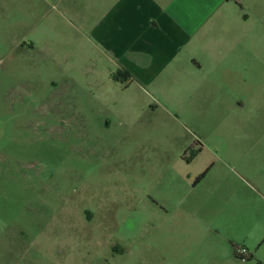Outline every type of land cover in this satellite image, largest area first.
Masks as SVG:
<instances>
[{
	"label": "rangeland",
	"instance_id": "374dc122",
	"mask_svg": "<svg viewBox=\"0 0 264 264\" xmlns=\"http://www.w3.org/2000/svg\"><path fill=\"white\" fill-rule=\"evenodd\" d=\"M176 1L193 41L157 67L123 40L134 0H0V264L264 260L263 203L211 195L237 126L205 72L264 69V0ZM227 203L233 241L197 215Z\"/></svg>",
	"mask_w": 264,
	"mask_h": 264
},
{
	"label": "crops",
	"instance_id": "0c3cea01",
	"mask_svg": "<svg viewBox=\"0 0 264 264\" xmlns=\"http://www.w3.org/2000/svg\"><path fill=\"white\" fill-rule=\"evenodd\" d=\"M180 6L176 0H134L125 3L118 14L119 19L126 23L124 42H145L140 45L142 54L155 60L157 67H163L164 59L175 58L182 46L189 47L193 41L190 31L195 29V25L186 19V15L182 16ZM236 53L238 55L239 50ZM225 62L218 68L215 65V69H205L208 78L206 95L216 103L215 106H220L228 119L235 120L237 143L229 151V158H233L235 164L226 163L227 171L223 172L221 180L215 181L211 195L214 198L220 195L227 202L231 195L235 197L246 193L264 205V69L245 67L241 61L231 65ZM231 176L234 182L240 183L239 188H230ZM201 182L203 178L198 179L196 184ZM209 206H205L208 211L204 209L197 215L209 217L210 213V217L219 221L214 222L216 225L212 227L217 235L235 240L237 234L232 229L239 224V211L232 207V203L216 208ZM261 207L256 213L264 218V206ZM223 219L224 222H231L230 228L219 229L218 224L223 223ZM251 257H254L253 253ZM259 261L258 264H264V260Z\"/></svg>",
	"mask_w": 264,
	"mask_h": 264
},
{
	"label": "built area",
	"instance_id": "2783aa9c",
	"mask_svg": "<svg viewBox=\"0 0 264 264\" xmlns=\"http://www.w3.org/2000/svg\"><path fill=\"white\" fill-rule=\"evenodd\" d=\"M237 255L242 261H248L250 258V252L245 246H241L237 249Z\"/></svg>",
	"mask_w": 264,
	"mask_h": 264
},
{
	"label": "trees",
	"instance_id": "16d2710c",
	"mask_svg": "<svg viewBox=\"0 0 264 264\" xmlns=\"http://www.w3.org/2000/svg\"><path fill=\"white\" fill-rule=\"evenodd\" d=\"M205 175V174H204ZM204 175H202L199 179H201Z\"/></svg>",
	"mask_w": 264,
	"mask_h": 264
}]
</instances>
